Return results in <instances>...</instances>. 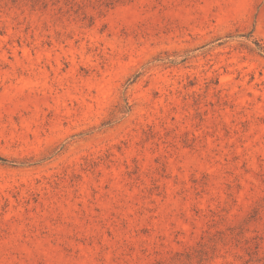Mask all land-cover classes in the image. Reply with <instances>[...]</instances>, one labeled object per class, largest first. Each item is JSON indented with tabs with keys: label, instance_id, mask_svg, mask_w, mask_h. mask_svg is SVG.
Instances as JSON below:
<instances>
[{
	"label": "rangeland",
	"instance_id": "rangeland-1",
	"mask_svg": "<svg viewBox=\"0 0 264 264\" xmlns=\"http://www.w3.org/2000/svg\"><path fill=\"white\" fill-rule=\"evenodd\" d=\"M0 264H264V0H0Z\"/></svg>",
	"mask_w": 264,
	"mask_h": 264
}]
</instances>
